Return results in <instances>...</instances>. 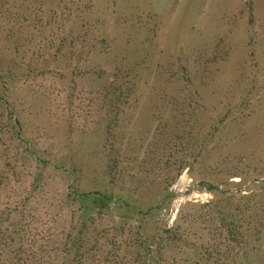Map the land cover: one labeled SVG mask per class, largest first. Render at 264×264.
Returning <instances> with one entry per match:
<instances>
[{"label":"rangeland","instance_id":"374dc122","mask_svg":"<svg viewBox=\"0 0 264 264\" xmlns=\"http://www.w3.org/2000/svg\"><path fill=\"white\" fill-rule=\"evenodd\" d=\"M93 3L97 22L94 34L104 39L101 45L111 51L112 58L121 69L129 68L125 65L130 61L139 63L143 70L137 92L130 98L133 107L125 112L126 121L121 125L124 138L118 145L122 155H132L138 151L142 156L147 147L153 150L154 144L151 148L148 145L159 126L169 121L174 109H181V103H189L180 88V80H176L178 77L171 79L168 75L169 64L175 63L178 54H183L192 62L194 57H212L214 53L222 55L228 50L226 61L207 64L213 69L218 68L209 78L207 105L211 112L215 111L214 107H220L218 103L237 99L234 81L239 78L240 72L243 73L241 84L253 78L264 80V0H93ZM240 27L250 30L255 47L260 45L262 48L258 52V49L255 50L258 55L256 66L250 60L244 34H238ZM106 39L110 40V46ZM201 63L204 64L203 61ZM60 64L58 61L49 64L42 80L35 79L33 75L16 76L10 82L7 93L19 114L23 137L31 140L50 158L71 156L75 159L72 142L80 129L96 128L95 135L99 137L102 133L101 136H105L103 115L106 108L103 104L101 107L100 102L90 105L85 91L87 85L96 90L106 88L112 80L109 71L113 68L109 62L104 65L106 72L99 78L92 75L85 79L82 76V81H86L82 83L76 77L78 83L74 85ZM83 68H80L82 72ZM61 73L64 80L59 87L56 77ZM261 86L253 111L241 121L226 123L218 141L212 142L197 160L189 162L181 155L178 161H172L155 176L156 182L175 193L158 220L170 228L179 216L181 231L190 236L189 243L193 244L191 248H184V252H180L184 246L178 254L171 252L163 264H264V238L257 241L253 236L254 226L260 229L264 227L260 223L264 218V201L253 200L258 221L252 222L247 232L244 230L247 224L243 222L240 233L244 239H238L232 249L225 250V243L221 244L217 238L206 245V238L212 233L206 230L209 223L204 221L206 215H214L217 217H213L216 219L214 227H217V219L222 215L224 198L228 193L217 196L199 185L200 181L225 180L232 173H238L245 179L240 189L242 196L261 191L264 193L261 190L264 187V81ZM42 94L46 95L47 101L37 100L38 95ZM69 126L72 134L68 143L64 137L66 132H70ZM140 135L145 138L143 144H139ZM4 145V142L0 143V172L6 176L4 184L7 188L0 194V208L5 209V203L21 205L25 193L32 189L27 208L32 215L29 228H26L30 234L27 239L53 242L51 249L55 251L59 248L62 230L66 233L72 231L70 227L74 224L71 221L80 215L77 205L65 201V191L71 177L65 170L46 168L34 184L39 168L26 157L13 158L16 150L11 147L7 150ZM5 151L6 158L2 156ZM121 159L122 156L119 157L120 163L128 170L136 169V163L127 164ZM240 179L231 178L230 184L221 185L220 188L235 192L236 187L231 183H237ZM158 192L157 188H151L142 195L153 201L157 199L154 195ZM233 203L236 207L241 201L235 199ZM109 210L112 211L111 216L104 215L101 222L94 224L100 235L98 241L101 245L108 242V247H113L112 258L115 262L133 261L138 255L134 243L135 230L131 225L133 220L125 218L122 212L114 211V203L109 205ZM118 221H124L125 226L114 229L113 224ZM114 231L117 232L116 236ZM104 235H108V238L104 239ZM204 235L205 239H202ZM179 253L189 260L181 261L183 255ZM36 260L39 262L40 257H36Z\"/></svg>","mask_w":264,"mask_h":264},{"label":"trees","instance_id":"16d2710c","mask_svg":"<svg viewBox=\"0 0 264 264\" xmlns=\"http://www.w3.org/2000/svg\"><path fill=\"white\" fill-rule=\"evenodd\" d=\"M96 23L93 0H0V143L4 142L7 150L11 147L17 151L12 154L13 158L26 157L35 163L39 172L33 180L34 184L46 168L65 170L71 177V183L65 191V201L77 205L80 213L77 219L71 221L74 224L70 227L72 231L66 233L62 230L59 248L52 251L53 242L27 239L30 234L26 228H29L32 218L27 210L28 199L33 190L25 193L21 205L5 203V209L0 208V264H163L171 252L178 254L182 246L180 252H184V248H191L193 244L189 243L190 236L181 231L179 216L170 228L158 220L175 193L159 181L156 182L155 176L172 161H178L181 155L189 162L197 160L212 142L218 141L226 123L241 121L253 111V106L258 102L256 98L260 95L264 80L253 78L241 84L243 73L240 72L239 78L234 81L237 99L222 101L217 104H221L220 107H214L215 111L211 112L212 109L207 105L209 78L214 76L218 68L213 69L207 64L226 61L228 50L222 55L214 53L212 57H194L192 62L183 54H178L175 63L169 64L168 75L171 79L178 77L176 80L181 81H178L180 88L189 103H181V109H174L169 115V121L159 126L153 141L148 145L151 148L154 144L153 150L147 147L142 156L138 151L132 155H122L118 145L124 138L121 125L126 121L125 112L133 107L130 98L137 92L143 70L139 63L130 61L126 65L121 63L129 68L121 69L115 58H112L111 51L101 45L104 39L94 34ZM238 34H244L250 60L256 66L258 55L255 50L258 49V52L261 46L255 47L253 35L247 28L240 27ZM105 42L110 46V40L106 39ZM57 61L61 62L63 70L66 69L74 85L78 83L76 77L80 81L82 76L85 79L92 75L99 78L106 72L104 65L109 62L113 68L109 71L112 80L106 88L96 90L86 84L88 89L85 91L90 105L100 102V106L103 104L106 108L103 115L105 136L102 137V133L101 137L95 135L94 127L80 129L76 140L72 142L76 151L75 159L71 156L50 158L31 140L23 137L19 114L7 93L10 82L16 76L33 75L35 79L42 80L48 70L47 66ZM123 61L126 59L123 58ZM61 74L56 77L59 87L64 80ZM253 74L257 75L256 70ZM40 88L39 84V92ZM38 96V101H47L45 94ZM71 131L69 134L66 132L64 137L68 143L71 142ZM144 140L140 135L139 144H143ZM2 156L7 157L6 151ZM120 156L122 162L136 163V169L128 170L124 167L120 163ZM234 177L241 178L239 182L231 183L236 187L235 192L229 188H220L221 185L230 184L229 180ZM5 179L6 176L1 173L0 194L7 188ZM244 181L238 173H232L225 180L200 181V186L217 196L228 193L224 198L222 215L217 219V227H214L215 216L206 215L204 222L209 223L206 230L212 233L207 235L206 245L217 238L221 244L225 243V250H230L238 239H244L240 233L243 222L247 224L244 229L247 232L250 224L258 221L256 206L252 203L255 198L264 201V193L261 191L242 196L240 189ZM151 188L159 191L154 195L157 199L153 201L142 195ZM235 199H240L239 206L234 207ZM111 203H114V211L122 212L125 218L133 220L131 225L135 230L134 243L138 251L133 261L115 262L112 258L113 247H108V242L101 245L98 241L100 235L94 224L101 222L104 215L111 216ZM260 223L264 225V218ZM122 226H125L124 221L113 224L114 229ZM116 233L113 232L114 236ZM221 234H224L223 237H220ZM262 235L264 227L260 229L254 226V238L259 241L264 238ZM201 237L205 239V235ZM107 238L108 235H104V239ZM38 256L39 262L36 260ZM180 260L188 261L189 258L183 255Z\"/></svg>","mask_w":264,"mask_h":264}]
</instances>
